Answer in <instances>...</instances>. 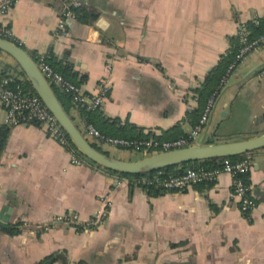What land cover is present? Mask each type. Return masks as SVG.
Here are the masks:
<instances>
[{
	"label": "crops",
	"instance_id": "1",
	"mask_svg": "<svg viewBox=\"0 0 264 264\" xmlns=\"http://www.w3.org/2000/svg\"><path fill=\"white\" fill-rule=\"evenodd\" d=\"M66 1L94 12L95 22L68 19L59 29L63 2L17 0L0 14V25L34 61L44 58L83 79L75 85L85 95L108 87L101 108L91 112L95 128L118 121L163 141L188 136L195 90L229 50L238 24L264 17V0ZM263 68L260 48L230 74L193 146L264 133ZM3 72L27 81L0 51ZM52 89L94 148L118 161L143 158L85 136L89 118ZM5 117L0 107V127L9 129L0 156V219L8 220L0 227V264H264V149L245 155L256 208L244 214L229 175L183 192L145 189L96 165H72L43 125L9 127ZM66 215L76 224L55 221ZM96 215L102 220L85 227Z\"/></svg>",
	"mask_w": 264,
	"mask_h": 264
},
{
	"label": "built area",
	"instance_id": "2",
	"mask_svg": "<svg viewBox=\"0 0 264 264\" xmlns=\"http://www.w3.org/2000/svg\"><path fill=\"white\" fill-rule=\"evenodd\" d=\"M17 0H3L0 3V14L6 13ZM64 3L61 18L58 23V28L62 29L65 20L74 19L73 9L79 8L81 5L78 2H67L66 0H52ZM257 19L254 18L253 23L257 24ZM235 37L238 39V51L235 54L232 62L229 64L223 83H225L230 74L239 66L244 59L252 52L264 48V34L259 36L254 41H247V31L243 24H238ZM0 39L19 43L15 40L11 28L0 25ZM38 69L45 77L52 88L56 87L70 98L75 109H83L86 112H94L101 108L108 87L101 84L98 94L94 96L85 95L81 87L70 83L56 72L44 58H37L35 61ZM260 75H264V68ZM212 100L206 105L198 124L195 125L186 138H179L171 141H163L157 138H148L140 140H127L103 136L93 125L85 124L84 134L89 136L104 145L115 148L129 150L134 153H139L143 157L150 155L168 152L172 150L182 149L193 146L202 129L207 123L210 114ZM0 107L5 110L6 117L4 123L9 126L40 124L46 128L48 134L64 149L68 150L71 163L74 166L80 167L85 165L84 160L78 158L75 153L69 149L70 141L64 131L60 128L54 117L48 112L37 96H31L23 92L21 86L10 78L0 79ZM251 171V162L248 158L239 162H231L228 159H223L219 167L206 169L204 167L186 168L180 173H165L163 170L155 171L152 176H144L138 179H127L133 184L144 187L145 189L154 188L164 192H183L193 186L202 184H214L222 175L231 177L232 193L239 199L240 211L244 214L252 212L256 208V203L251 195L250 187L244 181V177ZM103 218V215H96L90 219L85 227L96 226ZM55 221H61L67 224L75 225L76 217L66 215L57 218ZM49 225L43 226V230L47 231Z\"/></svg>",
	"mask_w": 264,
	"mask_h": 264
},
{
	"label": "water",
	"instance_id": "3",
	"mask_svg": "<svg viewBox=\"0 0 264 264\" xmlns=\"http://www.w3.org/2000/svg\"><path fill=\"white\" fill-rule=\"evenodd\" d=\"M0 51L7 54L25 76L31 89L68 137L71 145L87 161L97 167L120 175H143L190 163L229 159L264 149V133L243 137L240 141L220 144H199L143 157L136 161H118L94 148L80 133L58 101L51 85L38 69L34 59L20 46L0 39ZM8 220L0 219L6 228Z\"/></svg>",
	"mask_w": 264,
	"mask_h": 264
},
{
	"label": "trees",
	"instance_id": "4",
	"mask_svg": "<svg viewBox=\"0 0 264 264\" xmlns=\"http://www.w3.org/2000/svg\"><path fill=\"white\" fill-rule=\"evenodd\" d=\"M72 12L74 15V20L81 23V24H85V25H92L97 18V15L94 12L86 11L82 6H80L77 9H73ZM243 26L245 27V29L247 31V41L248 42L254 41L259 36L264 34V17L258 18L257 24H254L253 21H251L249 23L243 24ZM237 44H238L237 37L232 38L229 50L226 52L225 56L222 57L218 66H216L209 73V75L206 77L204 82L199 86L198 89L195 90L194 94L196 96V107L190 112V114L188 116L192 127H194L195 125L198 124V121H199L206 105L208 104V102L210 100L213 101L216 98V96L218 95V93L220 92V90L222 89V87L224 86L223 78L226 75L229 64L232 62L235 54L238 51L239 46ZM48 64L56 72H58L64 79L70 81L71 83L80 85L84 81L83 79H76L75 75L70 73L69 69H67V68L61 67L60 65H57V64H54L51 62ZM2 78H10V77L6 76V72H3L0 75V79H2ZM10 79H12V78H10ZM16 83L21 86L24 93L31 95V96H36L34 91L31 89V87L27 81H24L23 83H19V82H16ZM53 91H54L58 101L60 102L61 106L63 107L65 112L68 114V109L65 106L66 102L58 94V91H56L55 89H53ZM67 97L69 98L68 95H67ZM69 100H70V98H69ZM77 111L80 113L81 116H85L86 119L89 118L88 124H90V123L93 124V122L91 121L92 117H90V116H92L93 113L86 112L83 109H77ZM118 124H119L118 121H114L113 123H107L106 122V123L102 124V127L96 126V128L99 130V132L103 136L111 137V138L127 139V140H140V139L150 138L149 135H144L143 132L141 131V129H138V128L130 126V125L124 126V128H119L117 126ZM8 135H9V129L7 127H4V126L0 127V156H1L2 152L4 151ZM179 138H182V136L170 134V136L168 138H166L165 140H175V139H179ZM183 138H185V137H183ZM69 149L72 150L78 158L84 160L86 165L95 166L93 163L85 160L75 150V148L71 144L69 146ZM244 158H245V155L229 158L228 160H230L231 162H239V161L244 160ZM222 160L223 159L190 163L188 165L167 168V169H164L163 171L165 173L173 174V173H180L181 171H183L186 168L204 167L206 169H213V168L219 167L220 162ZM98 169H100L106 173L112 174V175H117L122 179H138V178H141L144 176L154 175V172H153V173H147V174H143V175L129 176V175L116 174V173H113L111 171L101 169L99 167H98ZM244 181H245V177H244ZM78 229L81 230L82 228L78 227ZM51 260H55L54 257H52Z\"/></svg>",
	"mask_w": 264,
	"mask_h": 264
}]
</instances>
